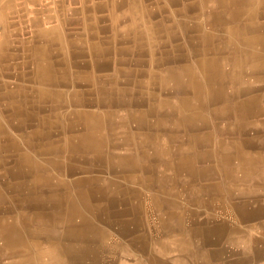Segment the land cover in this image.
<instances>
[{
    "label": "bare ground",
    "instance_id": "1",
    "mask_svg": "<svg viewBox=\"0 0 264 264\" xmlns=\"http://www.w3.org/2000/svg\"><path fill=\"white\" fill-rule=\"evenodd\" d=\"M126 2L3 97L0 264H264V0Z\"/></svg>",
    "mask_w": 264,
    "mask_h": 264
},
{
    "label": "crops",
    "instance_id": "2",
    "mask_svg": "<svg viewBox=\"0 0 264 264\" xmlns=\"http://www.w3.org/2000/svg\"><path fill=\"white\" fill-rule=\"evenodd\" d=\"M126 1L127 0H0V35L2 36L0 41V99H2L0 100V116L1 121L6 120L8 122L3 123L2 127L5 129H12L9 124V118L14 114L12 111L13 109L7 107V103L10 101L6 103L3 102L6 100L5 98L8 100L20 99L19 101L25 102L20 112L24 117L26 116L28 120L29 115L32 113L29 99H31L33 95H31L29 91L19 94L16 91L18 87L30 88L35 82V79L31 77L33 64L29 61L28 53L30 47H32L30 45L37 48L41 47L43 44L39 41L43 40L42 33L50 30H55L59 34L65 35L70 41L75 40L83 33V23L81 21L79 22L82 18H85L88 24L95 27L102 25L101 22L98 23L95 21L97 18L127 17V15L124 14L127 9ZM149 1L153 0H148V2ZM102 23L103 25L104 23L107 24L106 21H102ZM50 26H54V28L51 29ZM107 33L108 32H104L103 35L107 37L109 35V33ZM120 37L124 38L123 36ZM11 38L12 40H10ZM69 49L73 51L75 46L70 45ZM52 58L56 61V53ZM6 89L10 90L7 92ZM3 97L5 98L3 99ZM23 127L29 129V121L27 126L23 125ZM250 208L252 211L255 209L254 206H250ZM219 212L220 210L217 211V213ZM256 221L258 220L253 219L252 222L249 223V221L237 222L236 219H230L227 223L228 225L236 227H244L251 226ZM202 227L206 228L208 224ZM223 240L222 245L226 243V238H223ZM198 247L202 249L203 245L199 244Z\"/></svg>",
    "mask_w": 264,
    "mask_h": 264
}]
</instances>
